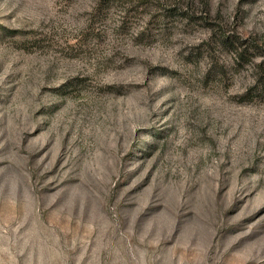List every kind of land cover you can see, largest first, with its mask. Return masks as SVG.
Returning <instances> with one entry per match:
<instances>
[{
  "label": "rangeland",
  "instance_id": "obj_1",
  "mask_svg": "<svg viewBox=\"0 0 264 264\" xmlns=\"http://www.w3.org/2000/svg\"><path fill=\"white\" fill-rule=\"evenodd\" d=\"M0 264H264V0H0Z\"/></svg>",
  "mask_w": 264,
  "mask_h": 264
}]
</instances>
